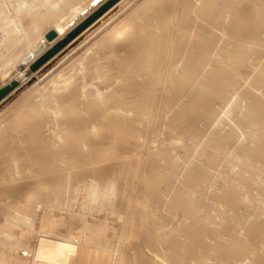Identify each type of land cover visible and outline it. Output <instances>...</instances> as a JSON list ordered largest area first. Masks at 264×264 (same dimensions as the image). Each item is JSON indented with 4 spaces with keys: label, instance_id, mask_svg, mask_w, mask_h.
<instances>
[{
    "label": "bare ground",
    "instance_id": "6f19581e",
    "mask_svg": "<svg viewBox=\"0 0 264 264\" xmlns=\"http://www.w3.org/2000/svg\"><path fill=\"white\" fill-rule=\"evenodd\" d=\"M8 1L7 0H0V16H3L4 14L7 13L6 12V9H7L6 4H8L7 3ZM18 1L21 2V4L25 1L28 2V0H25V1L24 0H18ZM96 1L97 0H52L51 4L53 2L54 7H55L54 10L52 11L51 10L52 8H51L47 12V14H45L46 16L43 18H41L42 16L40 17V15H39V18L35 19V26L37 25L40 27L41 24L43 25V23H44L43 26H45V22L50 23V24L52 23L54 26H52V28H50V29L56 28L58 30V35L53 39H48L46 36V33L50 29H48L46 32L43 30L44 33L41 31L42 29H39V28L35 29L33 33L31 32V34H32V37H34V39L37 40L36 42L38 45L36 44V42L34 43L36 45V48L38 47L40 49L42 46H44L46 44L50 45V44L56 42L57 40H59L61 38V36L63 35V32L70 26L69 22H70V20L74 19V15L77 14V12L83 11L85 8L87 9L92 3H96ZM155 1L149 0L148 5H150V6L152 4L156 5ZM241 1L242 0H200V2H198L199 4H197V6L195 4V6H196L195 8L192 6L190 9L188 7H186V8H188V12H187L188 16L186 15L187 17H185V18L192 16V18H194L196 20V22L194 20L193 21L196 23V26H198V27L193 29V30L191 29L192 32H190V33L186 32V29H185L184 33L191 34V35H189L190 37L187 35L190 38V41H188V42H187V40H184L183 36H181V35H183V32L180 33L181 35L179 36V42L184 40L185 42H187L186 44H183L185 46H181L182 45V42H181V45L177 48L176 46H178V43L175 41L177 43V45L175 44L176 45L175 47L177 49L176 48H175L176 50L174 48L173 49L176 52L175 54L177 56L176 57V59H177L176 65H174L175 63H172V62H171L173 64L172 66H170V64L164 65L161 63V60H163L164 57H167L166 54L164 55V57L162 59L158 56L159 50H161L160 49L161 48L160 42L163 41V39H162L163 35L162 34L166 33V31H164V30H162L163 33L160 34V35H162V37L160 36L161 38L158 37L157 35H155V36H157L156 37L157 39L152 38L151 41H149L150 45H152V46H150L151 48L148 49L147 52L145 50V56L143 59V64L138 65V63H136L137 64L136 65V64L132 63L135 66L132 68L133 70H135V72L133 71L134 73L137 74L138 72H141V71L143 73H145V75H147L149 73L148 74L149 78H150V75H151V77H153L152 79L149 80V82L152 81V83L150 82V85H152V87H155L156 88L155 90L158 89V86H162L164 90H165V88H167L168 91L166 93L167 94L169 93L170 95L167 96V94H166V97L163 98V96L165 95L164 94L165 92L163 93L164 95L163 94L161 95L159 93L161 95V98L158 97L157 98L158 100H155L156 99L155 96L157 95V93L154 94L155 93L154 92L152 96H151V94H152L151 93L150 94L151 97H149V94L147 93L148 94L147 96L149 98H151L150 102L147 103V101L145 100L147 104H144L143 102H145V101L143 100V102L140 104L139 102H141L142 100L141 101L136 100V102L139 101V102H137V104H138L137 108H136V105H134V104H131V105L129 104V106H127L128 105L127 103H126L127 107H125V105H124L125 104L124 102H126L125 97L123 100L124 101L123 102L124 106H123L122 103L121 104L118 103L119 100L118 101L116 100L117 102L110 100V96H108V95L106 96V97H108V99H106V100L104 99L103 101H100V102H98V100H97L98 103H93L92 106H88L89 103H87V101H89V100L85 101L83 99V97L79 98L77 96L81 93L78 90L80 88V86H78V85H80V84H78V85L75 84L76 86L74 85V87L72 85H70V86H72V89L70 87V90L68 89L69 91L67 93L65 92L66 91L65 89L59 90L62 88H66V86L69 87V85H68L69 83H65V81L68 80V82H70L71 80L69 81V79H67V78L64 79L65 77L64 78L60 77L62 75H58L59 78L58 79L56 78V80H54L55 84L51 83L52 88L50 89L51 91H48L49 92L48 96H47L48 98H46V99L42 98V100L40 102L37 100L36 103L34 101H32V102H34V103H32L31 100L26 101L22 105L23 111L20 110L21 112H19V111L15 112V114H13V118L11 117L12 119L10 121H8V123H10V126L7 124L8 125V127H7V125L4 124L3 127H0L1 128L0 131L3 133V134L2 133L1 134L4 135V138L6 137V141L3 143V145L0 144L1 145L0 149L3 146H4V148L8 147L9 151H11V152H10V154H7V155H10V157H11L9 159V161L12 160L11 162H8V164L4 163L5 165L3 164L4 161L0 163V164H2V165H0V264H237V262L239 260H242V259L246 260L245 258H249V261L247 263H242V264H264V252L262 249V247L264 246V244H262V242H264V217H263L264 213L262 214L263 216H261L262 218L261 217L259 218L258 215H260V214H258L256 212H250V213L244 212V211H246V208H247L246 206L248 205V201H247L248 196L246 195V198H247L246 199L245 195H244L246 192L243 191V193H242L241 190H243L244 185L246 183L244 185H243L242 181H241L242 185L237 183L238 185L243 187L242 189H241V187H239L241 190H238L236 188V186L238 187V185H236V182H234L235 186H233L234 184L233 185L229 184V186L227 184V187H223V186L219 187L220 185L218 186V184H217L216 186H218V188L215 187L216 183L213 184V182H211V178H212L211 176L214 175V174L211 175L213 170L216 168L219 169V165H221V161H225V163H226L227 160H229V159L231 160L232 157H237L238 160L241 159L245 163V166L248 164L247 166L251 165V166L257 167L253 171L256 172L259 169L260 171H258L257 174H260V172H262L261 175L263 174V172H264V139L262 141V139H260L259 137H261V136L264 137V132H263L264 128L262 127L263 126L262 124H264V123H262V121H264V120L263 119L262 120L257 119L258 112H255L256 110L254 111V109H253L254 112L253 111L252 112L257 113L256 118L253 117V115H250L248 112L246 113V111H244V112L241 111L240 108H239L240 110L235 109L236 112H238V110L241 113L243 112L241 114L243 116H240V114H239V116L241 118L235 117L236 120L238 119V121L236 122V125L238 123V125L242 128L243 132L237 133V130L239 131V129L237 127H236L237 128L236 129L234 126L233 127L234 129L232 128L233 132L234 131L236 132L235 133L236 135L234 134L235 135L234 139H230V140L228 139L227 141H225V144H221L222 143L221 141L218 142V143L221 142L220 144H217V143L212 144V143H209L208 140H206V142L203 141L204 137H203V134L201 132V131H203L202 129L205 125H207V127L209 126L208 124L211 123L210 120L212 118L209 114H207V112H205L206 109H204V111H200L201 109L199 110V107L201 106L200 104H205V107L206 106L210 107V105L212 107V105H214V104H218V106L220 105L222 107L227 106L228 105L227 102H229L228 96L235 93L232 91V88H233L232 86H236V83L242 82V80H243L242 79L241 81L237 82V74H238L237 71L243 72L245 70V67L249 68L251 65L250 64L251 61L249 63L250 64L249 66L244 65V64H248V63L245 62L247 58L244 55V58H246L244 60L243 54L248 50L251 51V47L254 46L253 44H251V41H253V43H255V42H254V40H251L250 41L251 45H250L249 39H251V38L248 39V42H245L247 40H244L245 38L243 37V31L245 29L246 30L250 29L251 24L249 25L247 22H248V20L252 19V17L250 19H248V17H249V13L250 14L252 13V12H249L250 11V5L253 4L254 2H252V3L249 2L250 4L248 3L249 4L248 5V4L243 3V2L240 3ZM35 2H37V0ZM39 2H40V0H39ZM159 2H162V1H159ZM256 2H257V0H256ZM16 4L18 5L19 3H15V5ZM43 4H44V2H43ZM51 4H50V6H51ZM177 4H181V3H177ZM254 4L256 5V8H257L258 7L257 4H259V1L257 2V4L256 3H254ZM185 5H186V3H185ZM188 5H190V4H188ZM188 5H186V6H188ZM255 5H254V7H255ZM263 5H264V3L262 2L260 4V7L262 6V8H263L264 7ZM41 6H42V4H41ZM159 6H161V5H159ZM169 7H170V5H169ZM174 7H176V6H174ZM40 8H38V9H40ZM35 11H36V9H35ZM37 11H36V13H38ZM157 11L159 12V9L156 10L154 13L156 14ZM258 11L263 12L262 17L264 18V11H262V10H258ZM41 12H42V10H41ZM67 12H69V17H67L63 20L61 18H59V16L62 17ZM165 12H167V10ZM224 12H225V14H224ZM11 13H13V12H11ZM39 13H40V10H39ZM149 13H150V11H149ZM152 13H151V15H152ZM160 13H162V12H160ZM160 13H158V14L163 16V14H160ZM175 13H174V15H175ZM178 13H179V11H178ZM226 13L230 14L229 16H231V17L232 16L235 17L236 19L233 18L234 20L233 19L232 20L233 21L236 20V21L234 22L235 23L234 28L231 27L232 28L231 31H230V29L228 30L225 28L226 30H228V32H226V33H228V34L230 33L229 35L227 34L229 37L225 38L223 40L220 37L222 43L225 41L224 42L225 46L221 49V51L217 49L218 51H220L218 56H221L220 58L217 56V58H218L217 59L216 57H214V54L211 53L212 49H213V51L215 50L214 45H216L213 43L214 37L212 36V34L214 35V31H215L214 29L215 28H213L211 26H214L216 28H220L219 27L220 25H223L224 27L227 26L228 24L224 23V21L226 20L225 16H227ZM254 14H255V12H254ZM14 15L18 16L17 13H15ZM77 15H79V13ZM66 16H64V17H66ZM162 16H160V18H162ZM172 16H173V14H172ZM257 16L258 15H256V17ZM76 17H78V16H76ZM143 17L145 19L144 15H143ZM223 17H224V20H223ZM12 18H11V20L16 19V17H15V19H12ZM160 18H159V20H160ZM257 18L259 19V17H257ZM19 19L20 18H18V20ZM136 19H137V17H136ZM181 19H183V17H181ZM188 19L190 20V18H188ZM228 19H229V17H228ZM258 19H257V21L260 20V22H261V19H259V20ZM162 20H163V18H162ZM162 20H160V21L161 22L164 21V23H165V20H163V21ZM189 20L186 19V23H187V21L189 23ZM8 21H9V19H8ZM253 21H256V20H253ZM2 22H4V21H2ZM157 23H160V22L158 21ZM230 23H232V22H230ZM249 23H250V21H249ZM162 24L163 23H160L159 25H161V27H162ZM192 25H194V24H192ZM129 26H126V27H129ZM185 26H188V25H185ZM49 27H51V26H49ZM161 27H160V29H161ZM183 27L184 26H181V28H183ZM111 28L113 29L112 26H111ZM119 28H122V27H119ZM162 28L164 29V27H162ZM188 28L189 27H187V29ZM23 29H25V27ZM125 29L128 30L127 28H125ZM45 30H46V28H45ZM115 30L113 32H115ZM123 30H124V28H123ZM140 30L139 31L137 30V31L140 32ZM129 31H131V30H128V32ZM113 32L111 31L109 33L112 34ZM147 32L148 31H145V33L148 35L149 33H147ZM250 32L251 31L249 30V33ZM135 33H136V31H135ZM169 33H170V31H169ZM224 33H225V31H224ZM104 34H106V33H104ZM122 34H124V33H122ZM217 34H219V33H216V35ZM254 34H257V31ZM127 35H125V36H127ZM143 35H144V33H143ZM152 35L154 36V34H152ZM222 35H224V34H222ZM250 35H252V33H250ZM25 36H27V35H25ZM28 36H30V35H28ZM125 36H124V38H125ZM155 36H154V38H155ZM254 36H256V35H254ZM12 37H13V35H12ZM105 37H107V35ZM108 37H110V35ZM127 37L129 38V36H127ZM134 37H132V38L135 40ZM188 37H186V38H188ZM122 38L123 37L121 36L120 39H122ZM143 38H144V36H143ZM148 38H151V37H148ZM166 38H167V34H166ZM176 38H178V37H176ZM189 38H188V40H189ZM223 38H224V36H223ZM257 38H258V42H259V37H257ZM110 39H112V38H110ZM137 39L138 38H136V40ZM11 40L13 41V38ZM122 40H124V39H122ZM127 40H129V39H127ZM164 40L166 41V39H164ZM218 40H219V38H218ZM218 40L216 39L215 41H218ZM33 41L34 40H32V42ZM111 41L109 42L110 44L112 43ZM29 42H27V43H29ZM105 42L107 43V41H105ZM113 42H114V40H113ZM119 42L121 43V41H119ZM144 42H146V41H144ZM149 42L146 43L147 45H142L143 43L141 44L139 42L138 43L141 44L142 46H148ZM218 42H217V44H218ZM124 43H123V45H124ZM127 43L128 42H126V44ZM134 43H135V41L133 42V44ZM138 43H137V45H138L137 49H136V47L134 48V49H136L135 50L136 52H137V50L139 52V49L141 48V47H139L140 45ZM260 43H261V41L259 42V44H255V46L259 45L258 47H261ZM128 44H130V43H128ZM133 44L131 43L130 46L128 45L129 46L128 49L131 50L132 49L131 47H134V46H132ZM6 45H8V43H6ZM9 45H10V47L9 46L8 47L6 46V47L11 52H14L16 50V48H17V50L19 48V46H16V47L11 46V43ZM118 45H120V44L118 43ZM134 45H136V44H134ZM25 46H27V44ZM30 46H32V44H30ZM106 46H108V44H106ZM164 46H167V45L163 44L162 48H164ZM93 47H95V46H93ZM113 47L114 46L112 45L111 48H113ZM218 47H219V44H218ZM258 47L256 46L255 48L258 49ZM30 48H32V47H30ZM30 48H28V49H30ZM123 48H124V46H123ZM147 48H145V49H147ZM167 48H168V46H167ZM128 49L126 47V49H124V51L127 50V52H130V51H128ZM142 49H140L141 52H142ZM132 50H131V53L134 52ZM25 51H27V50L25 49ZM120 51H122V50L120 49ZM172 51H169V52L171 53ZM250 51H248V52H250ZM253 51H254V49H253ZM257 51H259V50H257ZM260 51H262V50H260ZM21 52H22V49H21ZM255 52H256V50L254 51V53ZM11 54H13V53H11ZM24 54H26V53H24ZM125 54L128 55L129 60H130L131 59L130 58L131 56H129L130 54L129 53L127 54L126 52H125ZM215 54H218V53H215ZM249 54L250 53H248V54L246 53V55H248V56H249ZM1 55H3V54H1ZM7 55L9 56V54H7ZM137 55H138V53H137ZM137 55L135 56L136 58H137ZM257 55L260 56V54H258V52H257ZM257 55H256V57H258ZM5 56H6V54H5ZM8 56H6V57H8ZM77 56H80V54ZM125 56H123V57H125ZM133 56H134V54H133ZM250 56L253 57L254 55L253 56L250 55ZM119 57H120V55H119ZM128 57H127V59H128ZM161 57H162V55H161ZM17 58H18V56H17ZM24 58L25 59H23V60L26 62L29 57H28V55H26ZM139 58H140V56H139ZM1 59H2V57H1ZM3 59H4V57H3ZM98 59L96 61H98ZM119 59H118V61H119ZM122 59L124 61H121ZM122 59H120V62H123L122 63L123 66L127 67L129 64L124 65V63H127V62H125L126 58L125 59L122 58ZM127 59H126V61H128ZM171 59H174L173 61H175V57L171 58ZM251 59L255 60L256 58H251ZM86 60H87V58H86ZM168 60H169V58H168ZM214 60H218L216 64H212V62ZM258 60H259L258 61V63H259L260 58ZM132 61L135 62V60H132ZM165 61H167V60H165ZM256 61L253 63H256ZM6 62H4V64ZM114 62L117 63L116 60ZM136 62H138V61H136ZM139 62L142 63V61H139ZM90 63L91 62H89V64ZM258 63H256V65ZM262 63H263V61H262ZM105 64H106V62H105ZM122 64H120V65H122ZM8 65L9 64L7 63V66ZM107 65H109V64L107 63ZM256 65L254 64L255 67H256ZM259 65H260V63H259ZM71 66H73V65H71ZM78 66L76 68H78ZM118 66L119 65H117V67ZM148 66H151L153 68L154 67L158 68L160 66L158 68L159 71L154 72L155 70L157 71V69H155V70L153 69L154 70L153 74H155V75L152 76V74H150L151 69H149L148 72L144 71L145 69L142 70L143 68H146ZM84 67H83V70H84ZM255 67H254V69H255ZM257 67H258V65H257ZM263 67H264V65H263ZM263 67H262V69H263ZM129 68H131V66L130 67L128 66L127 69H129ZM63 69H64V67H63ZM132 69H131V71H132ZM250 69L251 70L248 69V71H251L252 73H253V71H255V70L252 71V67H250ZM257 69L259 70L260 68H257ZM12 70H13V68H12ZM92 71H93V69H92ZM97 71L96 72L99 73V68ZM103 71L104 70H102L101 72H103ZM123 71H126V70L124 69ZM131 71H129V72H131ZM117 72H119V71H117ZM245 72L246 71H244L243 73H245ZM259 72L260 71H257V73H259ZM65 73H67V72H65ZM94 73H92V74H94ZM103 73H105V72H103ZM143 73H140V77L143 75ZM235 73H237V74H235ZM68 74H69V70H68ZM85 74H86V72H85ZM119 74H120V72H119ZM124 74H126V73H124ZM136 74L130 73V75H134V76ZM247 74L250 75L249 73H247ZM247 74L245 73V75H247ZM101 75H102V73H101ZM122 75H123V72H122ZM245 75L242 74V76H245ZM254 75H252V76L254 77ZM95 76H96V74H95ZM116 76H118V75H116ZM127 76H129V73L126 74L124 77L129 78ZM247 76H245V78ZM258 76H260V75H258ZM258 76H255L254 78L252 77V79H254V82H255L254 86L259 87V89L261 87L262 88L261 90H264V79L262 78L264 76H262V74H261V76H262L261 78ZM91 77H92V75L90 76V78ZM120 77H123V76H120ZM143 77H145V76L143 75ZM249 77H251V76H249ZM146 78H148V77L146 76ZM98 79H100V77ZM129 79H127V80H129ZM133 79H135V77ZM143 79H145V78H143ZM143 79H141V81ZM127 80H125V81H127ZM239 80H240V78H239ZM76 81H78V80L76 79ZM101 81H103V80H100V82ZM138 81H139V79H138ZM141 81H140V83H141ZM145 81H147V80H145ZM60 82H62V83H60ZM149 82H148V84H149ZM89 83H90V81H89ZM132 83L133 82H131L130 84L133 85L134 83L133 84ZM135 83H137V82H135ZM143 83H145V82H143ZM126 84L128 86H130L129 83H126ZM126 84L123 83L122 85H126ZM148 84H145V85H148ZM95 85H96V83H95ZM141 85H142V83H141ZM237 85L238 86L235 87L236 89L239 88V84H237ZM126 86H124V88ZM120 87H123V86H120ZM137 87H138L137 92L138 91L143 92V91L139 90L140 86H138V84H137ZM152 87H151V89H152ZM230 87H232V88L230 89ZM242 87H240V88L242 89ZM130 88L131 87H129L128 89H130ZM256 88H253L254 89L253 91L255 93H256V91H255ZM80 89H82V88H80ZM125 89L120 88L119 90H115V91H116V93H117V91L122 93L123 90H125ZM133 89L136 92L135 88H133ZM143 89H145V88H143ZM153 90H154V88L152 89V91L151 90L150 91L153 92ZM228 90H231L233 93L230 94V91H228ZM242 90H241V92H242ZM111 91H112V89H111ZM130 91H131V89L129 90V92ZM245 91H247V89ZM92 92L93 91H90V94ZM129 92H127V90H126L127 94H129ZM248 92H251V91L248 90ZM248 92H245L243 94L247 95ZM254 92L250 95L248 94L250 97H252V98H250L251 99V105L255 109H261V110L264 109V108H262L264 106V100H263L264 97L262 96L263 97V99H262L259 97V95H257L258 91H257V94H255ZM40 93H41V91H40ZM98 93L100 94L99 91H97V94ZM116 93H113V94H116ZM145 93H146V91H145ZM75 94H77V95H75ZM84 94L87 95L88 91H87V93L84 92ZM113 94L111 96H113ZM138 94L140 95V93H138ZM142 94H143L142 96H144V93H142ZM74 95L77 96V98H79V99H77L75 97H74V99H71ZM82 95H83V93H82ZM82 95H80V96H82ZM139 95H137V96L139 97ZM240 95H242V94H240ZM69 96H72V97H70V99H69ZM117 96L118 95L115 96V99ZM119 96H121V95H119ZM125 96L127 98V95H125ZM129 96L132 97L131 94H129ZM135 96H136V94H135ZM147 96L145 97V99L147 98ZM238 96H239V94H238ZM249 96H247V97L249 98ZM260 96H261V94H260ZM134 97H133V99H134ZM152 97L155 99H153ZM184 97L187 98L188 102L187 101L185 102L186 99L183 102ZM234 97H235V94H234ZM234 97H233L232 102L237 100V99L235 100L236 97L235 98ZM239 97H242V96H239ZM243 97H244V95H243ZM117 98H120V97H117ZM140 98L142 99V97H140ZM149 98H148V100H149ZM242 98L239 99L240 101L239 100L238 101L239 102H242V101L245 102V100H243L245 97L243 99ZM75 99H77V101H76L77 103L74 102ZM135 99H137V97H135ZM34 100H35V98H34ZM202 100H203V102H202ZM226 100H227V102H226ZM127 101L131 102V100H127ZM238 101H236V103ZM37 102H39V103H37ZM53 102L54 103L56 102L57 104H55V106H54ZM133 102H135V100H133L131 103H133ZM167 103L171 104L172 108L174 109L173 111H175V114L173 117H172V114L170 113L171 112L170 110H172V109L169 108L171 106L168 105ZM236 103H233V104H236ZM239 104H241V103H239ZM244 104L245 103H243V105ZM25 105H26V107L24 108ZM97 105H98V107H97ZM133 105H134V107H133ZM139 105L144 108V109L142 108L143 111H145V107H148L147 110L149 109V107H152V109H149L150 111L149 110L146 111L144 113L145 116L142 117V115H141L142 110L139 109V107H140ZM165 105L166 106L168 105L167 110H166L167 107ZM229 105L227 107H229ZM245 106H246V104H245ZM248 106H246V107L248 108ZM214 107H215V105H214ZM49 108L53 109V113L50 115L49 114L50 112H47V114H49L50 116H47L46 114H44L46 116H43L42 112L47 111V109H49ZM231 108H233V107L230 106L228 110H230ZM241 108H242V106H241ZM207 109L209 110L212 108H207ZM215 109L216 110H214V111L216 113V111L219 109V107H216ZM220 109L223 110L222 108H220ZM225 109L226 110L224 111V113L227 112V108H225ZM202 110H203V108H202ZM219 110L217 111L218 113H219ZM221 110H220V112H221ZM233 110H234V108H233ZM244 110H248V109L244 108ZM143 111H142V114H143ZM168 111L170 114L168 113ZM260 112H262V111H260ZM12 113H13V111H12ZM157 114H160L161 118L159 117L158 120H156L154 123L149 124V122L151 121L150 117L153 115H157ZM167 114L171 115L172 118L168 117ZM230 115H231V117H230ZM233 115L230 113L229 114L227 113V116L229 118L234 117ZM261 115L264 117V114H261ZM212 116H213V114H212ZM223 116H226V115H222V119H223ZM167 117H168V119H166ZM258 117H260V115ZM224 118H226V117H224ZM9 119H10V117H9ZM217 119H218V117H217ZM222 119L220 118V120H222ZM220 120H219V122L221 123ZM258 120H260L259 121L260 124L262 123L261 125L255 124V123H258L257 122ZM147 121H149V122H147ZM225 121H226V119H225ZM215 123H218V121ZM215 123H212V124L214 125ZM220 123H218L217 125H220ZM226 123L224 122V124H226ZM228 123H230V119H229ZM232 123L233 122H231V126L229 125L230 127L233 126ZM212 124H210V125L212 126ZM226 125H224V126H226ZM254 125H258V127H255ZM11 127H12V130L13 129L17 130L16 133L14 132V135H13V131H12V133H11V131L9 132ZM215 127H216V125H215ZM223 127H222V129H223ZM48 128L50 129V131H49L50 136L49 135H48V137L46 136L47 139H45L44 138L45 134H44L43 135L44 137L41 139L40 136L44 133L43 131H42L43 133H40L41 129L47 131ZM55 129L57 130L58 134L56 132V135H52V133H50V132L52 130L55 131ZM145 129H149V130L151 129L153 132V135H154V133L155 134H162L163 137L165 136V138H163V139L170 138L171 137L170 135H172V134H169V133H171V132H175V131L178 132L180 134V136H184L181 138H182V140L183 139L185 140V144L188 146L187 149H189L188 150L189 153L187 152L188 155L185 156V154H184L185 157L180 158V156H179V158L182 159V161L184 159L190 160V159L194 158V155L196 154V152L200 148V151H198L200 154L199 157H201V155H203L205 157L203 162H204V164L206 163L207 167L205 168V170H203L200 168H204V166L201 167L198 165L200 168H197L199 170L196 171L195 167L197 166V163L199 160L194 158L195 159L194 162H193V160H190L193 162V164H192V162H190V165L187 167V168L191 169V171L190 172L188 171V173L187 172L185 173L184 170H187V168H185L183 171H180V169H177L179 167V165L183 164V162L181 164L180 159L179 160H174V159L172 160L173 156L169 157L170 155L168 154L169 156H167L168 157L167 158L166 154L164 153L165 155L162 154V156L164 155L166 157L165 158L166 160L164 163H163L164 160H162V161L159 160L160 159L159 156H158L159 159H157L158 157L157 158L154 157L153 160L151 159L153 162V163L151 162V164L147 160L149 164H148V166L146 165L145 168L149 172L147 170H145V171H147L146 173H148V175L150 174L149 176H147L148 180L146 181V179L143 178L144 179L143 181H146L144 183L145 185L142 186V184H143L142 183V184H140L141 187L139 186V188H138V187H136L137 183H135L136 186H134V181L137 180L134 178V176L137 172H135V174H134L135 169H134V171H132V170L135 166L129 167V169H132V170H126V168H124V169L122 168L123 166L126 165L125 163H123V160H125L127 162L128 166H129V164L131 165V163H132V166L135 165V164H133L134 161L131 160V158H130V160L132 162L129 163L127 161V159H125V157H123L124 154H122L121 152L124 153V150L126 152L129 149L127 147H129L132 144V142H134L131 140L132 135H134V138H135L138 133L141 134V132ZM219 129H221V128L219 127ZM229 129H230L229 131H232L231 128H229ZM171 130H175V131H171ZM216 130H218V128ZM47 133H48V131H47ZM228 133L230 134L231 132L226 133V130H225V133H224V130H223L224 135H226ZM101 134H104V135H101ZM173 134L175 135V133H173ZM204 135H205V133H204ZM142 136H139V137H142ZM144 136H145V134H144ZM175 136H177V135H175ZM39 137H40V139H39ZM178 137L179 136H177L176 139ZM230 137H232V136H230ZM136 138H138V137H136ZM154 138H155V136H154ZM172 138H173V135H172ZM220 138H222V137L220 136ZM220 138H218V139L220 140ZM170 139H168V140L170 141ZM201 139L203 142L206 143V144L204 143L205 145L201 144ZM184 140H183V142H184ZM243 140L245 141V143L243 142ZM166 142L170 144V142H168L167 140H166ZM239 142H243V143L239 144ZM167 143L165 144V146L169 145ZM136 145H137V143H136ZM146 145H148V144H146ZM173 145H171V146H173ZM201 145H202V147H200ZM160 146H162V144ZM165 146H163V147H165ZM152 147H153V145L149 149L154 148V147L153 148ZM125 148H127V150ZM136 148L134 147V149H136ZM182 148H179V151ZM65 149H72L70 151L71 152L73 151V156L71 155V156H69L70 158L67 159L66 155L63 154V151ZM112 149H114V151H116L117 153L120 154V158L121 157L124 158V159L122 158L123 160L119 161V163H117L116 161L114 163H112V160H111V162L110 161L108 162L109 157L111 158V156L108 157V155L110 153L109 150L113 151ZM134 149H133V151H134ZM144 149H147V148H144ZM3 150H5V149H3ZM6 151H4V152H6ZM15 151H18L19 153L21 151L24 153H21L23 155L19 156V155L15 154L16 153ZM129 151H131V149ZM4 152H3V154H4ZM165 152H166V150H165ZM180 152H184V151L181 150ZM223 152L225 153L226 156H222ZM67 153H69V152H67ZM114 153L112 155H114ZM166 153H168V152H166ZM3 154H1V155H3ZM127 154H128V152H127ZM137 154L138 153H136V155ZM139 154H141V153H139ZM155 154H156V152H155ZM157 154H158V152H157ZM173 154H175V153H173ZM173 154L171 153V155H173ZM148 155L149 154H147L146 156H148ZM150 156H152V155H150ZM3 157H4V155H3ZM113 157L114 156H112V159H115ZM116 157H117V155H116ZM142 157H144V156L142 155ZM72 158H75V160L81 159L85 163L86 166H84L83 169L80 168L81 170L76 168V166L80 162L77 163V161H76V163H77V165H76L73 162L74 159L70 160ZM148 158H150V157L148 156ZM234 159L236 160V158H234ZM234 159L232 158V160H234ZM3 160H6V157L3 158ZM6 161H8V160H6ZM137 162H139V161H137ZM143 162L144 161H141L142 164H143ZM237 163H239V162H237ZM117 164H123V166L120 165V169L121 168L123 169L122 171L119 168H117V166H119ZM142 164H140V165H142ZM145 164H146V162H145ZM208 164H209V167H208ZM137 165H139V164L136 163V166ZM223 165H222V167H223ZM227 165H230V164L227 163L226 166ZM89 166H90V168H89ZM183 167H185V165ZM183 167H182V169H183ZM4 168H6V169H4ZM135 168L137 170V167H135ZM208 168L209 169L211 168L212 170H209ZM228 169H229V166L226 168V170L228 171ZM193 170H195L196 173L193 172ZM249 170H251V169H249ZM178 171H180V172L178 173ZM222 171H220V172H222ZM181 172H184L185 175L183 174L181 179L177 180L175 178V176L178 174H182ZM121 173H123V175ZM215 173L217 174V171ZM234 173H235V170H234ZM223 174L225 175V172ZM230 174H232V173H230ZM87 175L89 176L88 179H90V178L92 179V180H90V182H88L86 180ZM228 175H229V173L227 174L225 181H227V179L230 180V178H228ZM233 175H231V176L229 175V176L232 177ZM239 175H241V173ZM83 176H86L84 178H85V181L87 183H81L80 184V181L81 182L84 181V180L82 181ZM214 177H218V176L215 175ZM244 177H242V179ZM111 178H112V180H110ZM220 178H221V176H220ZM220 178L218 177L219 181H220ZM246 178H247V176H246ZM246 178H245V180H246ZM113 180H114V183L111 182ZM216 180H215V182H216ZM249 180H247V181H249ZM263 180H264V178H263ZM247 181H245V182H247ZM253 181H254V179H253ZM148 182H150V183H148ZM256 182H259V180H257ZM111 183H113V184H111ZM222 183H221V185H222ZM255 184H256L255 186H257V183H255ZM261 184L264 187V184L263 183H261ZM78 185H80V186L78 187ZM259 186H260V184L258 185V188H259ZM262 186H260V187L262 188ZM248 187H249V185H248ZM245 188H246V186H245ZM185 190H186V192H185ZM141 191L143 192V194L147 193V195L146 194L145 195L149 196V200L147 199L148 200L147 202H149V203L145 202L146 205H142V203L140 204V202H141L140 201V202H137L140 205L139 206V205H136V197H137V194H139ZM252 191H254V190L252 189ZM236 193L239 197L236 196ZM259 194L257 193V195H259ZM204 195H206L207 197L202 198V196H204ZM257 195L254 194L252 196H255L257 198ZM141 197H143V196H141ZM139 198H140V196H139ZM215 198L216 199L217 198L218 199L219 198H225L226 203L225 202L224 203L228 206V208H226L227 206L225 205L226 206L225 209L228 211L227 212L228 214L225 213L224 217L227 215L225 217L226 220L228 218V219H230V221H231V219L232 220L237 219V221L239 220V222L242 221V223H240V224H244L243 227L246 228L245 232L242 230L243 234L240 233L241 230L239 232L235 227H232L229 224H228V226H226V225L220 226V224H219L220 227H217L216 225H215L216 227H210L212 225L210 223L211 218L209 220L210 221L209 223L205 219H207V218L209 219L211 212H213L211 210H214L213 208H211V205H212L211 200L213 202V199L215 200ZM57 199L61 200V202H56L59 204L61 203L60 207L55 206L54 200H57ZM245 199L247 202L245 201ZM253 199L254 198L252 197V200ZM60 200H58V201H60ZM222 200H220V201L223 204ZM252 200L250 199V201H252ZM142 201L144 202L143 199H142ZM154 201L158 203L157 204L158 206H155V204H154V207H153ZM220 201H219V203H220ZM260 202H261V200H260ZM216 203L217 204H215L216 205L215 207L217 209L218 208L217 207L218 202H216ZM159 206H160V211L157 212V207H159ZM247 209H249V208H247ZM154 210H156L155 213H154ZM217 210H214V211H217ZM219 210L221 211V209H219ZM176 211H179L180 215H178L179 213ZM220 211H219V213H220ZM222 211H225V210H222ZM250 211H252V210H250ZM259 211H261V210H259ZM246 212H248V211H246ZM174 213L175 214L178 213L177 215L179 217H178V219H176L177 222L174 221V225L172 224L173 227H171V225L168 226V222L170 224V221L172 219L174 220V218H175ZM214 214H215V216H218V212H216V213L213 212L212 215L214 216ZM183 216L186 218H184ZM181 217H183L185 219L184 220L185 222L184 221L181 222V219H183ZM222 217H223V215H222ZM219 218H221V217H219ZM246 218H248V219H246ZM202 219H204L205 224L203 223ZM216 219H218V218H216ZM223 220L224 219L222 218L220 222L222 223ZM244 220H246V222H247V220L248 221L251 220V221L246 223ZM230 221H229V223H230ZM206 222L209 224V226H208V224L206 225ZM216 222L217 221H215V224H216ZM225 223H226V221H225ZM235 223H237V222H235ZM240 227L238 229H240ZM243 227H241V228H243ZM225 235H226V237H225ZM230 260H232L233 262L231 261V263H229Z\"/></svg>",
    "mask_w": 264,
    "mask_h": 264
},
{
    "label": "rangeland",
    "instance_id": "374dc122",
    "mask_svg": "<svg viewBox=\"0 0 264 264\" xmlns=\"http://www.w3.org/2000/svg\"><path fill=\"white\" fill-rule=\"evenodd\" d=\"M8 1V0H7ZM25 1V0H24ZM36 0H28V2H23L22 4H21V2H19L18 0L16 1V0H9L7 3L8 4H6L7 6H6V14H4L3 16H0V53L1 54H3V55H1L0 54V56L2 57V59H3V57H4V59L2 60L1 59V57H0V66L2 67H0V87H2V86H4V85H7L8 83H10L11 81H13V80H16V79H18L19 78V76L20 75H22V73L24 72V70L25 69H27V68H29L37 59H39L41 56H43L47 51H49L50 49H52V48H54L55 47V45H57V43H59V42H61V41H64L65 39H67V37H68V35H69V33L75 28V27H77L82 21H84L85 19H87L88 17H89V15H91L94 11H96L100 6H102L106 1H108V0H97L96 1V3H92L87 9L85 8L83 11H81V12H77V14L79 13V15H77V14H75L74 15V19L73 20H70V22H69V27L63 32V35L61 36V38L59 39V40H57L56 42H54V43H52V44H50V45H48V44H46V45H44V46H42L40 49L37 47L36 48V45L34 44L37 40H35L34 39V37H32V34H31V32L33 33L34 32V30L35 29H37V28H39V29H42L41 31L44 33V31L46 32L48 29H50V28H52V26H54L52 23L50 24V23H46L45 22V26H43L44 25V23H43V25L41 24V26L39 27V26H35V19L37 18H39V15H40V17L41 18H43V17H45L46 15L45 14H47V12L51 9L52 11L54 10V4H53V2H52V4H51V1L49 0H40V2H39V0H37V2H35ZM153 1H155V0H153ZM158 0H156L155 2H156V5L155 4H152L151 6L150 5H148V2H149V0H117L112 6H110L108 9H106L98 18H96L93 22H91V24H89L84 30H82L77 36H75L74 38H72L71 40H69L67 43H66V45L63 47V48H61L60 50H58L56 53H54V55L52 56V57H50L47 61H45L36 71H34L31 75H30V77H28L27 79H25L23 82H21V84L18 86V87H16L7 97H5V98H3L1 101H0V127H3L4 126V124H8L9 126H10V123H8V121H10L12 118H13V114H15V112H17V111H19V112H21V111H23V107H22V105L26 102V101H28V100H31V102L32 101H34L35 103H36V101L38 100L39 102L42 100V98L43 99H46V98H48L47 96H48V91H51L50 89L52 88V84H55V82H54V80H56V78L58 79L59 78V76L58 75H62V76H60V77H62V78H64V79H69V81L70 82H68V80H66L65 81V83H69L68 85H69V87L68 86H66V88H62V89H59V90H63V89H65L66 91V93L70 90V87H71V89H72V86L74 87V85L76 84V85H78V84H80V85H78V86H80V88H82V89H78L79 90V92H81L79 95H77V94H75V95H77L79 98H81V97H83V99L86 101V100H89V101H87V103H89V105L88 106H92L93 105V103H98V102H100V101H103L104 99L106 100V99H108V97H106L107 95L108 96H110V100H113V101H118L119 100V102L118 103H122V105H123V100H124V97H125V101L126 102H124L125 104V107H127V106H129V104L131 105V104H134V105H136V108L138 107V104H137V102H139V101H137L136 102V100H142L141 102H139L140 104L143 102V100L145 101H147V103H149L150 102V99L151 98H149V97H151L152 95H153V93L154 94H156L157 93V97L155 96V98H153V99H155V100H158L157 98L158 97H160L161 98V95L163 94L164 96H163V98L164 97H166V92L168 91L167 90V88H165V90L163 89V87L162 86H158V91L157 90H155L156 88L155 87H152V85H150V82L152 83V81H150L149 82V80L150 79H152L153 77H151V75H150V78H149V73L147 74V75H145V73H143L142 71L141 72H138L137 74L136 73H134L135 72V70H133L132 68L133 67H135L132 63H134V64H136V63H138V65H140V64H143V59H144V56H145V50H146V52H147V50L148 49H150L151 47L150 46H152V45H150V42L149 41H151V39L153 38V39H157L156 37L158 36V37H162V35H163V41L162 42H160V46H161V50H159V53H158V56L162 59L163 57H164V55L166 54V56L169 58V60H168V58L167 57H164L163 58V60L165 59V60H167V61H163V60H161V63L162 64H166V65H169L170 64V66H172L173 64L172 63H175L174 65H176V63H177V59H176V52L174 51V49L177 47H179L180 45H181V42H182V45L181 46H185V45H183V44H186L188 41H190V36L189 35H191V34H189L190 32H192V30L193 29H195V28H197L198 26H196V20L194 19V18H192V16L191 17H188V18H190V20L188 19V18H185V17H187L188 15H187V12H188V8L190 9L191 8V6L192 7H196L197 6V4H199L198 2H200V0H159V1H162V2H157ZM167 1V2H166ZM259 1V4H257V2ZM261 0H257V2H256V0H242L240 3H246V4H248L249 2L250 3H252V2H254V3H256L257 4V8H256V5L253 3V4H251L250 5V11L249 12H252L251 14L249 13V17H248V19H250L251 17H252V19H250V20H248V24L250 25L251 24V26H250V29H245L244 31H243V37L245 38H243L244 40H247V41H245V42H248V39L249 38H251V39H249V44H250V41L251 40H254V42L255 43H253V41H251V44H253L254 46H252L251 47V51L250 50H248V51H250V52H248V51H246L244 54H243V58H244V55L246 56V58H244V60L246 59V61L245 62H247L248 64H244L245 66L246 65H250V67H252V71L253 70H255V71H253V73L251 72V71H248V69L249 70H251L250 69V67L248 68V67H245V70L244 71H246L245 73L247 74V73H249L250 75H245V73H243V72H238L237 71V73H235V74H237V82L238 81H241L242 79V82H238V83H236V86H238L237 84H239V88H235L236 86H232V87H230V89L232 88V91L233 92H235V93H233L231 90H228V91H230V94H232V95H229L228 97V101L229 102H227V100H226V102H227V104L229 105L230 103V105H229V107L231 106V107H233L234 108V110H233V108H231L230 110H228L229 109V107H227V106H224L225 108H227V112H225L224 113V111L226 110L224 107H222V106H218V104H214L215 105V107H214V105H212V107H211V105H210V107L209 106H206L207 108H212V109H207L206 107H205V104H200L201 106L199 107V110L200 111H204V109H206L205 110V112H207V114H209L210 116H211V120H210V122L211 123H209L208 125V127H207V125H205L204 127H203V131H201L202 132V134H203V141H205L206 142V140H208L209 141V143H214V144H220L221 142V144H225V141H227L228 139L230 140V139H234L235 137V131L233 132V127L235 126V128L237 127L238 129H239V131L237 130V133L238 132H243V130H242V128L238 125V123H237V125H236V122L238 121V119L236 120V118L238 117V118H241L240 116H243V115H241L244 111H246V113L248 112L250 115H253V117H255L256 118V116L258 115H260V117H258L257 116V119H260V120H264V117L261 115V114H264V109H255L252 105H251V99L250 98H252V97H250L249 95L250 94H252L254 91V89L253 88H256L257 86H254L255 85V82H254V79H252V75H254V77L255 76H258V75H260V76H258V77H262V76H264V67H263V65H264V18L262 17L263 16V12H261V11H258V10H262V11H264V7L262 8V6L260 7V4L263 2L264 3V0H262L261 2H260ZM10 2V3H9ZM34 2V3H33ZM43 2H44V4H43ZM170 2V3H169ZM15 3H19L18 5L16 4L15 5ZM29 5H28V4ZM36 3V4H35ZM131 3V4H130ZM142 3V4H141ZM159 5H161V6H159ZM173 5H172V4ZM176 3V4H175ZM177 3H181V4H177ZM184 3V4H183ZM185 3H186V5H188V4H190V5H188V6H186L185 5ZM188 3V4H187ZM192 3V4H191ZM249 3V4H250ZM35 4V5H34ZM41 4H42V6H41ZM47 4V5H46ZM50 4H51V6H50ZM137 4V5H136ZM170 5V7H169V5ZM175 4V5H174ZM195 4H196V6H195ZM248 4V5H249ZM22 5V6H21ZM143 5V6H142ZM155 5V6H154ZM163 5V6H162ZM181 5V6H180ZM254 5H255V7H254ZM41 8H40V7ZM165 6V7H164ZM174 6H176V7H174ZM264 6V5H263ZM48 7V8H47ZM50 7V8H49ZM138 7V8H137ZM159 9V12L157 11V13L155 14L154 12L156 11V10H158L157 8ZM169 7V8H168ZM174 7V8H173ZM183 7V8H182ZM186 7H188V8H186ZM38 8H40V9H38ZM47 8V9H46ZM154 8V9H153ZM161 8V9H160ZM18 9V10H17ZM35 9H36V11L38 12V13H36V11H35ZM152 9V10H151ZM187 9V10H186ZM39 10H40V13H39ZM41 10H42V12H41ZM46 10V11H45ZM150 11V13H149V11ZM167 10V12H165ZM24 11V12H23ZM178 11H179V13H178ZM11 12H13V13H11ZM33 14H32V13ZM153 12V13H152ZM160 12H162V13H160ZM176 12V13H175ZM254 12H255V14H254ZM15 13H17V15L19 16H16V15H14ZM29 13V14H28ZM44 13V14H43ZM68 13V14H67ZM67 13H65L62 17L61 16H59V18H61L62 20L63 19H65V18H67V17H69V12H67ZM84 13V14H83ZM134 13V14H133ZM150 15H149V14ZM151 13H152V15H151ZM158 13H160V14H163V16L162 15H159ZM165 13V14H164ZM170 13V14H169ZM174 13H175V15H174ZM186 13V14H185ZM257 13V14H256ZM43 14V15H42ZM83 14V15H82ZM128 14V15H127ZM158 14V15H157ZM172 14H173V16H172ZM224 14H225V12H224ZM227 14V13H226ZM6 15V16H5ZM12 15V16H11ZM34 15V16H33ZM38 15V16H37ZM67 15V16H66ZM87 15V16H86ZM130 15V16H129ZM143 15L145 16V19H144V17H143ZM154 15V16H153ZM157 15V16H156ZM187 15V16H186ZM230 14H227V16H225V18H226V20L224 21V23H227L228 25L227 26H223V25H220L219 27L220 28H216V27H214V26H211V27H213V28H215L214 30L216 31H214V35L212 34V36L214 37L213 38V43L214 44H216V45H214V51H213V49L211 50L212 52V54H214V57H216L217 58V56L219 55V52L221 51V49L225 46V41L222 43V41H221V38H222V40L223 39H225V38H228L229 36V34L228 33H226V32H228V30L230 29V31L232 30V28H234V26H235V21H233L234 19H236L235 17H231V16H229ZM252 15V16H251ZM256 15H258L257 17H259V19H261V22H260V20L256 17ZM5 16V17H4ZM9 18H8V17ZM26 16V17H25ZM64 16H66V17H64ZM76 16H78V17H76ZM142 16V17H141ZM159 16V17H158ZM160 16H162V18H163V20H165V23H164V21L162 20V18H160ZM169 16V17H168ZM7 17V18H6ZM13 17V18H12ZM15 17H16V19H15ZM64 17V18H63ZM136 17H137V19H136ZM177 19H176V18ZM181 17H183V19H181ZM228 17H229V19H228ZM259 20V21H257V19ZM11 18L12 19H15V20H11ZM18 18H20L19 20H18ZM40 18V19H41ZM143 20H142V19ZM159 18H160V20H162L163 22H161L160 20H159ZM234 18V19H233ZM5 19V20H4ZM8 19H9V21H8ZM122 19V20H121ZM134 21H133V20ZM185 19V20H184ZM186 19L187 20H189V23H188V21H187V23H186ZM228 19V20H227ZM233 19V20H232ZM127 20V21H126ZM156 20V21H155ZM174 20V21H173ZM178 20V21H177ZM183 20V21H182ZM195 22H194V21ZM223 20H224V17H223ZM253 20H256V21H252ZM2 21H4V22H2ZM21 21V22H20ZM121 21V22H120ZM148 21V22H147ZM160 22V23H163L162 24V27H164V29L161 27V25H159L160 23H157V22ZM177 21V22H176ZM185 21V22H184ZM249 21H250V23H249ZM131 22V23H130ZM156 22V23H155ZM168 22V23H167ZM193 22V23H192ZM230 22H232V23H230ZM256 22V23H255ZM259 22V23H258ZM28 23V24H27ZM139 23V24H138ZM183 23V24H182ZM186 23V24H185ZM49 24V25H48ZM115 24V25H114ZM146 24V25H145ZM176 24V25H175ZM182 24V25H181ZM192 24H194V25H192ZM233 24V25H232ZM130 25V26H129ZM132 25V26H131ZM135 25V26H134ZM155 25V26H154ZM185 25H188V26H185ZM191 25V26H190ZM49 26H51V27H49ZM111 26L113 27V29L111 28ZM124 26V27H123ZM126 26H129V27H126ZM181 26H184L183 28H181ZM194 26V27H193ZM223 26V27H222ZM259 26V27H258ZM16 27V28H15ZM25 27V29H23ZM27 27V28H26ZM31 27V28H30ZM48 27V28H47ZM119 27H122V28H119ZM131 27V28H130ZM160 27H161V29H160ZM187 27H189L188 29H187ZM232 27V28H231ZM10 28V29H9ZM22 28V29H21ZM29 28V29H28ZM45 28H46V30H45ZM118 28V29H117ZM123 28H124V30H123ZM125 28H127L128 30H131V31H129L128 32V30H126ZM135 28V29H134ZM144 28V29H143ZM155 28V29H154ZM181 30H180V29ZM224 28V29H223ZM228 29V30H226V29ZM21 29V30H20ZM32 29V30H31ZM116 29V30H115ZM134 29V30H133ZM141 29V30H140ZM168 29V30H167ZM185 29H186V32H189L188 34H186V33H184L185 32ZM192 29V30H191ZM219 29V30H218ZM44 30V31H43ZM115 30V32H113ZM140 30V32H138V31ZM143 30V31H142ZM162 30H164V31H166V33L165 34H162L163 32H162ZM180 30V31H179ZM190 30V31H189ZM223 30V31H222ZM249 30L251 31L250 33H252V35L254 36V35H256V36H252V35H250V33H249ZM253 30V31H252ZM24 33H23V32ZM113 32L112 34L111 33H109V32ZM121 31V32H120ZM124 31V32H123ZM135 31H136V33H135ZM145 31H148L147 33H149L148 35L145 33ZM168 31V32H167ZM169 31H170V33H169ZM218 31V32H217ZM224 31H225V33H224ZM248 31V32H247ZM257 31V34H254L255 32ZM15 32V33H14ZM153 32V33H152ZM174 32V33H173ZM179 32V33H178ZM183 32V35H181L180 33H182ZM222 32V33H221ZM13 35V37H12V35ZM29 33V34H28ZM104 33H106V34H104ZM119 35H118V34ZM122 33H124V34H122ZM135 33V34H134ZM139 33V34H138ZM143 33H144V35H143ZM216 33H221L220 35L219 34H217L216 35ZM246 33V34H245ZM260 33V34H259ZM115 34V35H114ZM117 34V35H116ZM128 34V35H127ZM146 34V35H145ZM151 34V35H150ZM152 34H154V36L155 35H157V36H155V38H154V36L152 35ZM160 34H162V35H160ZM166 34H167V38H166ZM176 34V35H175ZM186 36H185V35ZM222 34H224V35H222ZM228 34V35H227ZM8 35V36H7ZM21 35V36H20ZM25 35H30V36H25ZM103 35V36H102ZM107 35V37H105ZM110 35V37H108ZM114 35V36H113ZM125 35H127V36H129V38L127 37V36H125ZM132 35V36H131ZM183 36V38H184V40H187V42H185L184 40L183 41H181V42H179V36ZM189 37H188V36ZM226 35V36H225ZM248 35V36H247ZM102 36V37H101ZM113 36V37H112ZM121 36L123 37L122 39H124V40H122V39H120L121 38ZM124 36H125V38H124ZM135 36V37H134ZM143 36H144V38H143ZM151 37V38H148V37ZM165 36V37H164ZM185 36V37H184ZM223 36H224V38H223ZM250 36V37H249ZM16 37V38H15ZM116 37V38H115ZM120 37V38H119ZM132 37H134L135 38V40L132 38ZM160 37V38H161ZM174 37V38H173ZM176 37H178V38H176ZM186 37H188L189 38V40H188V38H186ZM221 37V38H220ZM254 39H253V38ZM257 37H259V42L261 41V43H260V45H261V47H258L259 45H256L257 47H258V49L257 48H255L256 46H255V44H259V42H258V38L256 39ZM13 38V41L11 40ZM33 38V39H32ZM109 38V39H108ZM110 38H112V39H110ZM115 38V39H114ZM119 38V39H118ZM131 39L130 41L129 40H127V39ZM136 38H138L137 40H136ZM143 40H142V39ZM170 38V39H169ZM173 38V39H172ZM218 38H219V40H218ZM9 39V40H8ZM93 39V40H92ZM141 39V40H140ZM164 39H166V41L164 40ZM178 39V40H177ZM217 39L218 41H215V40ZM263 39V40H262ZM7 40V41H6ZM28 40V41H27ZM32 40H34L33 42H32ZM112 40V41H111ZM113 40H114V42H113ZM168 40V41H167ZM171 40V41H170ZM256 40V41H255ZM19 41V42H18ZM30 41V42H29ZM44 41V40H43ZM105 41H107V43L105 42ZM112 42L111 44L109 43V42ZM119 41H121V43L119 42ZM123 41V42H122ZM135 41V43L134 44H136L137 45V43L139 42V43H143L144 41H146V42H144L142 45H147L146 43L147 42H149V44H148V46H142L141 44H139L140 46L139 47H141L140 49H142V52L140 51V49H139V52H138V50H137V52L135 51L136 49H137V47H138V45L136 46V45H134L133 44V42ZM170 41V42H169ZM178 43V46H176L177 45V43ZM215 41V42H214ZM27 42H29L30 44H32V46H30V44L29 43H27ZM125 42V43H124ZM126 42H128V43H130V44H126ZM175 42V43H174ZM217 42H218V44H219V47H218V44H217ZM6 43H8V45H6ZM11 43V46H14V47H16V46H19V48H18V50H17V48H16V50L14 51V52H11V51H9V49H7V47L9 46L10 47V44ZM14 45H13V44ZM84 43V44H83ZM90 43V44H89ZM108 44V46H106V44ZM118 43L120 44V45H118ZM123 43H124V45H123ZM131 43L133 44L132 46H134V47H131L132 49V51H134V52H132L131 53V50L130 49H128L129 48V46L131 45ZM222 43V44H221ZM23 44V45H22ZM27 44V46H25ZM36 44H37V42H36ZM96 44V45H95ZM153 44V43H152ZM163 44L164 45H167L168 46V48H167V46H164V48H162L163 47ZM176 44V45H175ZM189 44V43H188ZM250 44V45H251ZM23 47H22V46ZM38 45V44H37ZM112 45L114 46L113 48H111L112 47ZM127 45V46H126ZM129 45V46H128ZM7 46V47H6ZM25 46V47H24ZM32 47V48H30V47ZM93 46H95V47H93ZM123 46H124V48H123ZM174 46V47H173ZM176 46V47H175ZM217 46V47H216ZM222 46V47H221ZM22 47V48H21ZM109 47V48H108ZM119 47V48H118ZM126 47H127V49H128V51H130V52H127V50H125L124 51V49H126ZM136 47V49H134ZM148 47V48H147ZM166 47V48H165ZM254 47V48H253ZM28 48H30V49H28ZM90 48V49H89ZM145 48H147V49H145ZM174 48V49H173ZM176 48V49H177ZM220 48V49H219ZM6 49V50H5ZM15 49V48H14ZM21 49H22V52H21ZM25 49L28 51H25ZM95 49V50H94ZM112 49V50H111ZM120 49L122 50V51H120ZM167 49V50H166ZM169 49V50H168ZM171 49V50H170ZM175 49V50H176ZM220 50V51H218V50ZM253 49H254V51L256 50V52L254 53V51H253ZM30 50V51H29ZM32 50V51H31ZM102 50V51H101ZM108 50V51H107ZM144 50V51H143ZM163 50V51H162ZM173 50V51H172ZM257 50H259V51H257ZM260 50H262V51H260ZM13 51V50H12ZM19 51V52H18ZM100 51V52H99ZM162 51V52H161ZM166 51V52H165ZM169 51H172L171 53L169 52ZM3 52V53H2ZM18 52V53H17ZM93 52V53H92ZM110 52V53H109ZM120 52V53H119ZM122 52V53H121ZM125 52L128 54H130L129 56H131L130 58V60H129V57H128V55H126L125 54ZM165 52V53H164ZM257 52H258V54H260V56H258L257 55ZM261 52V53H260ZM263 52V53H262ZM11 53H13V54H11ZM24 53H26V54H24ZM28 53V54H27ZM30 53V54H29ZM80 54V56H77V55H79ZM109 55H108V54ZM116 53V54H115ZM118 53V54H117ZM136 53V54H135ZM137 53H138V55H137ZM161 53V54H160ZM173 53V54H172ZM215 53H218V54H215ZM246 53L248 54V53H250L249 54V56L248 55H246ZM252 53V54H251ZM5 54H6V56H8L7 54H9V56L8 57H6L5 56ZM18 54V55H17ZM93 56H92V55ZM95 54V55H94ZM97 54V55H96ZM99 54V55H98ZM101 54V55H100ZM133 54H134V56H133ZM143 56H142V55ZM170 54V55H169ZM26 55H28V59H27V63L23 60V59H25L24 57L26 56ZM82 55V56H81ZM108 55V56H107ZM119 55H120V57H119ZM122 55V56H121ZM128 57V59H127V57ZM137 55V58L135 57ZM161 55H162V57H161ZM216 55V56H215ZM250 55H254L253 57H251ZM256 55L258 56V57H256ZM17 56H18V58H17ZM24 56V57H23ZM85 56V57H84ZM87 56V57H86ZM112 56V57H111ZM123 56H125V57H123ZM133 56V57H132ZM139 56H140V58H139ZM172 56V57H171ZM248 56V57H247ZM106 57V58H105ZM126 58L128 61H126V59H125V62H127V63H124V65H128L129 67L131 66V68H129V69H127L128 68V66L127 67H124L123 66V62H120V59H122V58ZM135 57V58H134ZM175 57V61H173L174 59H171V58H174ZM219 58L221 57V56H218ZM6 58V59H5ZM12 58V59H11ZM16 58V59H15ZM76 58V59H75ZM79 58V59H78ZM86 58H87V60H86ZM99 58V59H98ZM111 58V59H110ZM120 58V59H119ZM134 58V59H133ZM142 58V59H141ZM249 58V59H248ZM251 58H256L255 60H253V59H251ZM260 58V65H259V63H258V59ZM9 59V60H8ZM81 59V60H80ZM98 59V61H96ZM109 59V60H108ZM118 59H119V61H118ZM218 59V58H217ZM251 59V60H250ZM8 60V61H7ZM19 60V61H18ZM75 60V61H74ZM86 60V61H85ZM112 60V61H111ZM116 60V62L117 63H115L114 61ZM132 60H135V62L134 61H132ZM171 60V61H170ZM249 60V61H248ZM253 60V61H252ZM257 60V61H256ZM7 61V62H6ZM17 61V62H16ZM71 61V62H70ZM91 62L90 64H89V62ZM94 61V62H93ZM121 61H124L123 59L121 60ZM130 61V62H129ZM136 61H138V62H136ZM139 61H142V63L141 62H139ZM217 61L218 60H214L213 62H212V64H216L217 63ZM250 61H251V63H250ZM256 61V63H258L257 65H258V67H257V65H256V63H253V62H255ZM262 61H263V63H262ZM4 62H6L5 64H4ZM70 62V63H69ZM77 64H76V63ZM103 62V63H102ZM105 62H106V64H105ZM120 62V63H119ZM165 62V63H164ZM172 62V63H171ZM7 63L9 64L8 66H7ZM16 65H14V64ZM85 63V64H84ZM107 63L109 64V65H107ZM113 63V64H112ZM250 63V64H249ZM263 65H262V64ZM96 64V65H95ZM120 64H122V65H120ZM254 64L256 65V67L254 66ZM5 65V66H4ZM14 65V66H13ZM71 65H73V66H71ZM79 65V66H78ZM92 67H91V66ZM111 65V66H110ZM116 65V66H115ZM117 65H119L118 67H117ZM137 65V64H136ZM10 66V67H9ZM68 66V67H67ZM70 66V67H69ZM78 66V68H76ZM85 66V67H84ZM88 66V67H87ZM91 68H90V67ZM214 66V65H213ZM10 69H9V68ZM63 67H64V69H63ZM66 67V68H65ZM72 67V68H71ZM83 67H84V70H83ZM97 67V68H96ZM101 67V68H100ZM106 67V68H105ZM115 67V68H114ZM122 67V68H121ZM151 66H148V67H146V68H143L142 70H144V71H149V69H151V73L150 74H152V76L153 75H155V74H153L154 72H158L159 71V67L158 68H153V67H151ZM254 67H255V69H254ZM262 67H263V69H262ZM12 68H13V70H12ZM98 68H99V73H97L98 71ZM103 68V69H102ZM257 68H260L259 70L257 69ZM5 69V70H4ZM88 69V70H87ZM91 69V70H90ZM92 69H93V71H92ZM126 70V71H123V70ZM131 69H132V71H131ZM155 69H157V71L154 70ZM247 69V70H246ZM10 70V71H9ZM66 70V71H65ZM68 70H69V74H68ZM72 70V71H71ZM97 72H96V71ZM102 70H104L103 72H105V73H103V72H101ZM122 70V71H121ZM62 71V72H61ZM83 71V72H82ZM91 71V72H90ZM117 71H119L120 72V74H119V72H117ZM129 71H131V72H129ZM134 71V72H133ZM154 71V72H153ZM241 71V70H240ZM257 71H260L259 73H257ZM61 72V73H60ZM65 72H67V73H65ZM77 72V73H76ZM85 72H86V74H85ZM95 72V73H94ZM109 72V73H108ZM122 72H123V75H122ZM255 72V73H254ZM263 72V73H262ZM10 73V74H9ZM64 73V74H63ZM74 73V74H73ZM82 73V74H81ZM92 73H94V74H92ZM101 73H102V75H101ZM114 73V74H113ZM118 73V74H117ZM124 73H126V74H128L129 73V76H127V77H131L130 79L129 78H126V77H124L126 74H124ZM130 73H133V74H136L135 76L134 75H130ZM140 73H143V75L145 76V77H143V75L140 77ZM262 74V76H261V74ZM67 76H66V75ZM71 74V75H70ZM76 74V75H75ZM95 74H96V76H95ZM105 74V75H104ZM139 74V75H138ZM242 74L243 75H245V76H247L246 78H245V76H242ZM258 74V75H257ZM75 77H74V76ZM78 75V76H77ZM92 75V77L90 78V76ZM106 77H104V76ZM116 75H118V76H116ZM89 76V77H88ZM115 76V77H114ZM120 76H123V77H120ZM137 76V77H136ZM146 76L148 77V78H146ZM239 76V77H238ZM249 76H251V77H249ZM71 77V78H70ZM81 77V78H80ZM85 77V78H84ZM100 77V79H98ZM104 77V78H103ZM135 77V79H133ZM140 77V78H139ZM145 78V79H143V78ZM243 77V78H242ZM253 77V78H254ZM75 78V79H74ZM123 78V79H122ZM239 78H240V80H239ZM245 78V79H244ZM249 78V79H248ZM263 79H264V77H262ZM2 79V80H1ZM76 79L78 80V81H76ZM127 80V79H129V80H127V81H125V80ZM138 79H139V81H138ZM141 79H143L142 81L143 82H145V83H143L142 81H141ZM250 82H248L247 80ZM75 80V81H74ZM80 80V81H79ZM100 80H103V81H101L100 82ZM117 80V81H116ZM124 80V81H123ZM132 80V81H131ZM135 82H137V83H135ZM145 80H147V81H145ZM89 81H90V83H89ZM95 81V82H94ZM115 81V82H114ZM119 81V82H118ZM140 81H141V83H142V85H141V83H140ZM245 81V82H244ZM252 81V82H251ZM79 82V83H78ZM114 82V83H113ZM131 82H133L132 84L133 85H131L130 83ZM139 82V83H138ZM148 82H149V84H148ZM50 83V84H49ZM52 83V84H51ZM60 83H62V82H60ZM64 83V84H65ZM82 83V84H81ZM95 83H96V85H95ZM98 83V84H97ZM113 83V84H112ZM124 83V84H126V83H129L130 84V86H128L127 84V86L126 85H122V84ZM243 83V84H242ZM254 83V84H253ZM137 84H138V86H140L139 88V90H141V91H143V92H140V91H138L137 92V90H138V87H137ZM140 84V85H139ZM144 84V85H143ZM145 84H148V85H145ZM241 84V85H240ZM251 86H250V85ZM253 84V85H252ZM46 85V86H45ZM49 85V86H48ZM70 85H72V86H70ZM75 85V86H76ZM98 85V86H97ZM101 87H100V86ZM135 85V86H134ZM249 87H248V86ZM120 86H123V87H120ZM124 86H126L125 88H124ZM134 86V87H133ZM147 86V87H146ZM149 86V87H148ZM152 87V89L154 88V90H153V92H151L152 91V89H151V87ZM243 86V87H242ZM246 86V87H245ZM49 87V88H48ZM68 87V88H67ZM94 87V88H93ZM98 87V88H97ZM108 87V88H107ZM121 89H125V90H123V92L122 93H120L119 91H117V93H116V91L115 90H119L120 88ZM129 87H131L130 89H131V91L129 92V90L130 89H128ZM135 88V90H136V92L134 91V89L133 88ZM145 88V89H143V88ZM162 87V88H161ZM240 87H242V89L240 88ZM245 87V88H244ZM253 87V88H252ZM44 88V89H43ZM137 88V89H136ZM142 88V89H141ZM148 88V89H147ZM251 90H250V89ZM69 89V90H68ZM95 89V90H94ZM97 89V90H96ZM111 89H112V91H111ZM247 89V91H245ZM257 89V90H256ZM255 89V91H256V93L255 94H257V91H258V94L257 95H259V97L260 98H262L263 99V97H264V90H261L262 88L260 87V89H259V87H257ZM259 89V90H258ZM104 90V91H103ZM126 90H127V92H129V94H131V96L132 97H130L129 96V94H127L126 93ZM151 90V91H150ZM164 90V91H163ZM235 90V91H234ZM237 90V91H236ZM241 90H242V92H241ZM248 90L249 91H251V92H248ZM40 91H41V93H40ZM83 91V92H82ZM87 91H88V94L86 95V94H84V92H86L87 93ZM90 91H93L91 94H90ZM97 91H99L100 92V94L98 93L97 94ZM107 91V92H106ZM134 91V92H133ZM145 91H146V93H145ZM149 91V92H148ZM248 92V94L247 95H245V94H243V93H245V92ZM253 91V92H252ZM261 93H260V92ZM46 92V93H45ZM102 92V93H101ZM125 92V93H124ZM241 92V93H240ZM82 93H83V95H82ZM94 93V94H93ZM113 93H116V94H113ZM138 93H140V95L138 94ZM142 93H144V96L146 95H148L149 94V97L147 96V98L145 99V97L144 96H142L143 94ZM148 93V94H147ZM152 93V94H151ZM161 95H160V94ZM229 93V92H228ZM261 94V96H260V94ZM43 94V95H42ZM45 94V95H44ZM103 94V95H102ZM113 94V96H111ZM124 94V95H123ZM133 94V95H132ZM135 94H136V96H135ZM150 94H151V96H150ZM234 94H235V97H234ZM238 94H239V96H242L243 97V95H244V99L242 98V97H239L238 96ZM240 94H242V95H240ZM38 95V96H37ZM69 96V99H70V97H72L71 99H74V97L75 98H77V96ZM80 95H82V96H80ZM98 95V96H97ZM116 95H118L117 97H120V98H117L116 97V99H115V96ZM119 95H121V96H119ZM123 95V96H122ZM125 95H127V98H126V96ZM137 95H139V97L137 96ZM168 95H170L169 93L167 94V96ZM28 96V97H27ZM41 96V97H40ZM137 97V99H135V97ZM186 96V95H185ZM247 96H249V98L247 97ZM263 96V97H262ZM104 97V98H103ZM112 97V98H111ZM133 97H134V99H133ZM140 97H142V99L140 98ZM232 97V98H231ZM233 97L235 98V100L236 101H238L239 99H243V100H245V102L244 101H242L243 103H245L246 104V106H248V108L245 106V104L243 105V103L242 102H237L236 103V101H234V102H232V100H233ZM34 98H35V100H34ZM79 98H77V99H79ZM122 98V99H121ZM130 98V99H129ZM135 100V102H133V103H131L133 100ZM148 98H149V100H148ZM159 98V99H160ZM68 99V100H69ZM77 99H75V101L74 102H76L77 101ZM186 99V100H185ZM231 99V100H230ZM81 100V99H80ZM79 100V101H80ZM96 100V101H95ZM97 100H98V102H97ZM127 100H131V102H129V101H127ZM164 100V99H163ZM184 100H185V102L187 101L188 102V100H187V98H183V102H184ZM250 100V101H249ZM264 100V99H263ZM92 103H91V102ZM116 101V102H117ZM146 101L145 102H143L144 104H147L146 103ZM248 103H247V102ZM34 102H32V103H34ZM39 102H37V103H39ZM115 102V103H116ZM202 102H203V100H202ZM54 103V102H53ZM77 103V102H76ZM91 103V104H90ZM128 105H127V104ZM233 103H236V104H233ZM239 103H241V104H239ZM55 104H57L56 102L53 104L54 106H55ZM168 105H170L171 106V104H169V103H167ZM123 105V106H124ZM127 105V106H126ZM134 105H133V107H134ZM168 105L166 106L167 108H166V110L168 109ZM204 105V106H203ZM236 107H235V106ZM253 107H251V106ZM140 106V105H139ZM203 106V107H202ZM241 106H242V108H241ZM26 107V105L24 106V108ZM97 107H98V105H97ZM141 107V106H140ZM139 107V109L140 110H142L143 111V107H141L140 108ZM216 107H219V109L220 108H224L223 110H221V112H220V110H219V113L216 111V113H215V111L214 110H216L215 108ZM250 107V108H249ZM22 108V109H21ZM143 108V109H142ZM147 108L148 107H145V111H143V114H142V111H141V115H142V117L143 116H145L144 115V113L146 112V111H148L149 109H152V107H149V109L147 110ZM169 108H171L172 110H170L171 112V114H172V117L174 116V114H175V111H173L174 109L172 108V106L171 107H169ZM202 108H203V110H202ZM241 109V111H243L242 113L239 111L240 109ZM244 108L245 109H250L249 111L248 110H244ZM252 108V109H251ZM262 108H264V106L262 107ZM50 109V108H49ZM47 109V111H44V112H42V115L43 116H50L52 113H53V109ZM235 109H239L238 110V112H236V110ZM253 109H254V111L255 112H258V114L257 113H253L254 111H253ZM21 110V111H20ZM163 110V109H162ZM161 110V111H162ZM259 110V111H258ZM12 111H13V113H12ZM150 111V110H149ZM152 111V110H151ZM214 111V112H213ZM230 111V112H229ZM251 111V112H250ZM253 111V112H252ZM260 111H262V112H260ZM11 112V113H10ZM47 112H50L49 114H47ZM163 112V111H162ZM161 112V113H162ZM232 112V113H231ZM160 113V112H159ZM168 113H169V111H168ZM169 113V114H170ZM224 113V114H223ZM227 113L229 114H234L233 116L234 117H232V118H229L228 116H227ZM245 113V114H246ZM260 113V114H259ZM44 114H46V115H44ZM152 114V113H151ZM150 114V115H151ZM169 114H167V116L168 117H171V115H169ZM212 114H213V116H212ZM239 114H240V116H239ZM257 114V115H256ZM218 115V116H217ZM222 115H226V116H223V119H222ZM236 115V116H235ZM218 117V119H217V117ZM262 116V117H261ZM7 117V118H6ZM9 117H10V119H9ZM12 117V118H11ZM155 117V118H154ZM160 117V114H157V115H153V116H151L150 117V122L149 121H147V122H149V124L150 123H154L156 120H158V118ZM168 117L166 118V119H168ZM171 117V118H172ZM214 117V118H213ZM224 117H226V118H224ZM230 117H231V115H230ZM236 117V118H235ZM161 118V117H160ZM220 118L222 119V120H220ZM235 118V119H234ZM216 119V120H215ZM225 119H226V121H225ZM229 119H230V123H228V121H229ZM234 119V120H233ZM154 120V121H153ZM219 120L221 121V123L219 122ZM233 120V121H232ZM260 120H258L257 122L258 123H255V124H259V125H261L262 123H264V121H262V123L260 124ZM3 121V122H2ZM217 122L218 121V123H220V125H217L218 123H215V122ZM227 124H224V122ZM7 122V123H6ZM231 122H233L232 124H233V126L232 127H230L231 126ZM212 123H215L214 125L212 124ZM223 123V124H222ZM210 124H212V126L210 125ZM2 125V126H1ZM5 125V126H6ZM8 125H7V127H8ZM215 125H216V127H215ZM222 125V126H221ZM224 125H226V126H224ZM230 125V126H229ZM263 126V128H264V124H262ZM224 126V127H223ZM228 126V127H227ZM255 127H258V125H254ZM253 126V127H254ZM206 127V128H205ZM213 127V128H212ZM219 127L221 128V129H219ZM222 127H223V129H222ZM241 129H240V128ZM208 128V129H207ZM212 130H210V129ZM215 128V129H214ZM218 128V130H216ZM229 128H231V130L232 131H229L230 129ZM233 128V129H232ZM236 128V129H237ZM205 129V130H204ZM0 130H1V128H0ZM208 130V131H207ZM223 130H224V133H225V130H226V133L227 132H231L230 134L228 133V134H226V135H224L223 134ZM11 131V133H12V131H13V135H14V132L16 133L17 132V130H15V129H13L12 130V127H11V129L9 130V132ZM44 133H43V132ZM46 130H42L41 129V132L40 133H43L40 137H41V139L44 137L43 135L45 134V139H47V137H48V135H49V131H50V129L48 128V133H47V131L45 132ZM144 131V132H143ZM142 132H141V134L140 133H136L137 135H136V137H138V138H134V135H132L131 136V140L132 141H134V142H132V144L134 145H136V143H137V145L135 146H133L132 144L129 146V147H127V148H129L128 150H127V148H125L127 151L125 152V150H124V153L123 152H121L122 154H124L123 155V157H125V159H127V161L129 162V163H131L132 161L131 160H133L134 162H133V164H135V165H133L132 166V163H131V165L129 164V166L127 165V162L125 161V160H123L124 158L123 157H121L120 158V154L119 153H117L116 151H114V149H112L113 151H111V150H109L110 151V153H109V155H108V157L109 156H111V158L109 157V160H108V162L110 161L111 162V160H112V163H114L115 161L117 162V163H119V161H122L123 160V163H125L124 165L125 166H123V164H117V165H119V166H117V168H119L120 169V165H122L121 167L124 169V168H126V170H132V169H129V167L131 166V167H137V170H136V168L134 167L133 168V170L132 171H134V169H135V171H134V174H135V172H137L136 174H135V176H134V178L135 179H137V180H135L134 181V186H136V184L135 183H137V186L136 187H138L139 188V186L141 187V185L140 184H142V186L143 185H145L144 183L148 180V178H147V176H149L148 175V173H146L148 170L145 168V166L147 165L148 166V161L150 162V164H151V162H152V160L154 159V157H160V159H159V157L157 158V159H159L160 161H162V160H164L163 161V163L165 162V158L167 157V156H169V157H172V160L174 159V160H179L180 158H183V157H185L186 155H188L187 154V152L189 153V149H187L188 148V146L185 144V140H184V142H183V140H182V138L181 137H184V136H180V134L178 133V132H176L175 130H171V131H175V132H171V133H169V134H172L173 135V138H172V135H170L171 137V139L170 138H168V139H170V141L166 138V139H163V138H165V136L163 137L162 136V134H155L154 133V135H153V132H152V130L150 129H145V130H143ZM56 132H57V130L55 129V131L54 130H52L50 133H52V135H56ZM150 132V133H149ZM210 132V133H209ZM263 132H264V130H263ZM2 132L0 131V136L2 137H0V144L1 145H3V143L6 141V137L4 138V135H2L1 134ZM173 133H175V135H177V136H179L177 139H176V137L177 136H175ZM204 133H205V135H204ZM207 133V134H206ZM217 133V134H216ZM219 133V134H218ZM47 134V135H46ZM57 134H58V132H57ZM144 134H145V136H144ZM235 134V135H234ZM17 135V134H16ZM101 135H104V134H101ZM143 135V136H142ZM158 137H157V136ZM210 135V136H209ZM47 136V137H46ZM50 136V135H49ZM139 136H142V137H139ZM154 136H155V138H154ZM161 136V137H160ZM220 136L222 137V138H220ZM230 136H232V137H230ZM40 137H39V139H40ZM169 137V136H168ZM210 137V138H209ZM228 137V138H227ZM230 137V138H229ZM154 138V139H153ZM207 138V139H206ZM212 138V139H211ZM217 138V139H216ZM218 138H220V140L218 139ZM260 139H262V141H263V139H264V137H259ZM138 139V140H137ZM143 139V140H142ZM157 139V140H156ZM160 139V140H159ZM179 139V140H178ZM181 139V140H180ZM205 139V140H204ZM224 139V140H223ZM137 140V141H136ZM140 140V141H139ZM146 142H145V141ZM156 140V141H155ZM165 140V141H164ZM166 140L168 141V142H170V144L169 143H167L166 142ZM176 140V141H175ZM139 141V142H138ZM144 141V142H143ZM149 141V142H148ZM173 141V142H172ZM179 141V142H178ZM200 141V140H199ZM202 141V139H201V144H204L205 142H203ZM217 141V142H216ZM219 141H221L220 143H218ZM142 142V143H141ZM151 142V143H150ZM160 142V143H159ZM243 142L245 143V141L243 140ZM243 142H239V144H242ZM21 143V142H20ZM159 143V144H158ZM169 144V145H167V146H165V144ZM139 144V145H138ZM146 144H148L150 147L153 145V149H149L150 147L148 146V145H146ZM151 144V145H150ZM162 144V146H160ZM164 144V145H163ZM174 144V145H173ZM185 146H184V145ZM206 144V143H205ZM204 144V145H205ZM0 145V146H1ZM141 145V146H140ZM144 145V146H143ZM157 145V146H156ZM171 145H173V146H171ZM184 147H183V146ZM133 146V147H132ZM140 146V147H139ZM146 146V147H145ZM163 146H165V147H163ZM134 147L136 148V149H134ZM142 147V148H141ZM172 147V148H171ZM177 147V148H176ZM183 147V148H182ZM200 147H202V145L200 146ZM7 148V149H6ZM144 148H147V149H144ZM162 150H161V149ZM179 148H182V149H180V151L181 150H183L184 152H180L179 151ZM3 149H5V150H3ZM131 149V151H129ZM133 149H134V151H133ZM139 149V150H138ZM142 149V150H141ZM160 149V150H159ZM168 149V150H167ZM176 149V150H175ZM178 149V150H177ZM187 151H186V150ZM7 150V151H6ZM19 150V149H18ZM68 150V151H67ZM70 150H72V149H65L64 151H63V154L64 155H66V157H67V159L68 158H70L69 156H73V151L71 152ZM164 150V151H163ZM165 150H166V152H168V153H166L165 152ZM4 151H6V152H4ZM69 152V153H67V152ZM141 151V152H140ZM161 151V152H160ZM163 151V152H162ZM179 151V152H178ZM186 151V152H185ZM198 151H200V148H199V150ZM196 152V154L194 155V158H196V159H198L199 161H198V163H197V166L195 167L196 168V171H198L199 169H197V168H200L199 166H201V167H203L204 166V168H200V169H203V170H205V168L207 167V165H206V163L204 164V159H205V157L203 156V155H201V157H199V152ZM3 152H4V154H3ZM10 152L11 151H9V148L8 147H5L4 148V146L0 149V163L1 162H3V164L5 163V164H8V162H11L12 160H10L9 161V159L11 158L10 157V155H7V154H10ZM16 153L15 154H17V155H23V154H21V153H24V152H21L20 151V153L18 152V151H15ZM112 152V153H111ZM115 152V153H114ZM127 152H128V154H127ZM131 152V153H130ZM134 154H133V153ZM138 153L137 155H136V153ZM150 152V153H149ZM154 152V153H153ZM155 152H156V154H155ZM157 152H158V154H157ZM19 153V154H18ZM114 153V155H112ZM117 153V154H116ZM139 153H141V154H139ZM146 153V154H145ZM166 154V157L164 156L165 154ZM171 153L173 154V153H175V154H173V155H171ZM177 153V154H176ZM183 155H182V154ZM1 154H3L4 155V157H3V155H1ZM126 154V155H125ZM147 154H149L148 156L150 157V158H148V156H146ZM154 154V155H153ZM162 154H164L163 156H162ZM169 154V155H168ZM180 154V155H179ZM184 154H185V156H184ZM116 155H117V157H116ZM142 155L144 156V157H142ZM150 155H152V156H150ZM157 155V156H156ZM161 155V156H160ZM112 156H114L113 158H115V159H112ZM129 156V157H128ZM134 156V157H133ZM138 156V157H137ZM179 156H180V158H179ZM196 156V157H195ZM222 156H226L225 155V153L223 152V154H222ZM6 157V160H8V161H6V160H3V158H5ZM136 157V158H135ZM140 157V158H139ZM142 157V158H141ZM162 157V158H161ZM198 157V158H197ZM2 158V159H1ZM123 158V159H122ZM129 158V159H128ZM130 158H131V160H130ZM168 158V157H167ZM194 158H192V159H190V160H193V162H194ZM232 158L234 159V158H236V160L234 159V160H232ZM231 158V160L229 159V160H227V162L225 163V161H221V165H219V169L218 168H216V169H214L213 170V172L211 173V175H213V176H211L212 178H211V182H213V184H215V187H217L218 188V186L219 187H227V184H228V186H229V184L230 185H233V186H235V183L234 182H236V185H238V184H241L242 185V183H243V185H244V188L242 187V186H240V185H238V187L236 186V188L238 189V190H241L242 188H243V190H241L242 191V193H243V191H245L244 193V195H245V198H246V195L248 196L246 199H247V201H248V205L246 206L247 208H249V209H247L246 208V211H248V212H246V211H244L245 213H250V212H256V213H258V214H260V215H258L259 216V218L261 217V216H263L264 214V187L262 186V184L261 183H263L264 184V180H263V176H264V172H263V176L261 175V173L262 172H260V174H257L258 173V171H260L259 169H258V171H256V172H254L253 170L254 169H256L257 167H255V166H251V165H249V166H245V163L240 159V160H238L237 159V157H232ZM74 159V160H73ZM77 159V158H76ZM119 159V160H118ZM121 159V160H120ZM136 161H135V160ZM141 159V160H140ZM152 159V160H151ZM201 159V160H200ZM2 160V161H1ZM70 160H73V162L77 165V163L78 162H80V163H78V167L76 166V168H78V169H83L84 168V166H86L85 165V163L81 160V159H77V160H75V158H72V159H70ZM79 160V161H78ZM106 160V161H107ZM148 160V161H147ZM181 160V164H182V162H183V166L185 165V167H183L182 165H179V167L177 168V169H180V171H183L185 168H187L189 165H190V162H192V161H190V160H188V159H184L183 161H182V159H180ZM76 161H77V163H76ZM137 161H139V162H137ZM141 161H144L143 162V164L141 163ZM233 161V162H232ZM7 162V163H6ZM145 162H146V164H145ZM193 162H192V164H193ZM225 164H224V163ZM237 162H239V163H237ZM136 163L137 164H139V165H137L136 166ZM153 163V162H152ZM224 165H223V164ZM230 164V165H227L226 166V164ZM233 163V164H232ZM237 163V164H236ZM244 163V164H243ZM4 164V165H5ZM82 164V165H81ZM140 164H142V165H140ZM191 164V165H192ZM203 164V165H202ZM243 166H242V165ZM0 165H2V164H0ZM187 165V166H186ZM199 165V166H198ZM222 165H223V167H222ZM82 166V167H81ZM91 166V165H90ZM90 166H89V168H90ZM128 166V167H127ZM181 166V167H180ZM225 166V167H224ZM229 166V169H228V171L226 170V168ZM182 167H183V169H182ZM208 167H209V164H208ZM235 167V168H234ZM252 167V168H251ZM120 169L121 171L123 170V169ZM128 168V169H127ZM144 170H143V169ZM222 168V169H221ZM246 168V169H245ZM4 169H6V168H4ZM8 169V168H7ZM80 169V170H81ZM142 169V170H141ZM182 169V170H181ZM189 168H187V170H184L185 171V173L187 172L188 173V171L190 172L191 171V169H189ZM209 169V168H208ZM231 169V170H230ZM233 169V170H232ZM249 169H251V170H249ZM145 170H147V171H145ZM202 170V171H203ZM209 170H212L211 168L209 169ZM222 171V172H220V171ZM231 172H230V171ZM234 170H235V173H234ZM248 170V171H247ZM120 171V172H121ZM131 171V172H132ZM180 171H178V173L180 172ZM217 171V174L215 173V172ZM219 171V172H218ZM246 171V172H245ZM143 172V173H142ZM149 172V171H148ZM193 172H195V170H193ZM225 172V175L223 174ZM229 173V175L231 176V175H233L232 177H230L229 175H228V178H230V180L229 179H227V181H225L226 180V177H227V174ZM249 172V173H248ZM182 174H178V175H176L175 176V178L178 180V179H181V177L183 176V174H184V172H181ZM196 173V172H195ZM227 173V174H226ZM230 173H232V174H230ZM241 173V175H239ZM247 173V174H246ZM253 175H252V174ZM122 175H123V173H121ZM141 174V175H140ZM145 176H144V175ZM220 174V175H219ZM225 176H223V175ZM245 174V175H244ZM257 174V175H256ZM181 175V176H180ZM185 175V174H184ZM218 176L219 178H220V176H221V178H220V181H219V179H218V177H214V176ZM238 175V176H237ZM235 176V177H234ZM241 178H240V177ZM245 176V177H244ZM246 176H247V178H246ZM250 176V177H249ZM253 176V177H252ZM256 176V177H255ZM261 176V177H260ZM84 177H86V176H83V179H82V181L83 182H81L80 181V184L81 183H87L86 181H85V178ZM238 177V178H237ZM242 177H244L243 179H242ZM254 179V181H253V179ZM263 177V178H262ZM89 178V176L87 175V177H86V180L88 181V182H90V180H92L91 178L90 179H88ZM133 178V179H134ZM141 178V179H140ZM143 178H145L146 179V181H143L144 179ZM225 178V179H224ZM232 178V179H231ZM236 178V179H235ZM245 178H246V180H245ZM252 180H251V179ZM257 178V179H256ZM259 178V179H258ZM217 179V180H216ZM223 179V180H222ZM234 179V180H233ZM250 179V180H249ZM110 180H112V178L110 179ZM215 180H216V182H215ZM244 180V181H243ZM247 180H249V181H247ZM257 180H259V182H256ZM180 181V180H179ZM219 181V182H218ZM240 181V182H239ZM241 181H242V183H241ZM245 181H247V182H245ZM262 181V182H261ZM111 182H113L114 183V180L113 181H111ZM210 182V183H211ZM223 182V183H222ZM254 182V183H253ZM113 183H111V184H113ZM139 183V184H138ZM148 183H150V182H148ZM147 183V184H148ZM221 183H222V185H221ZM238 183V184H237ZM255 183H257V186H255L256 184ZM212 184V183H211ZM218 184V186H216ZM260 184V186H262V188L259 186V188H258V185ZM149 185V184H148ZM248 185H249V187H248ZM252 185V186H251ZM254 185V186H253ZM80 185H78V187H79ZM214 186V185H213ZM245 186H246V188H245ZM239 187H241V189L239 188ZM255 187V188H254ZM254 190V191H252V189ZM248 189V190H247ZM259 189V190H258ZM250 191V192H249ZM257 191V192H256ZM262 191V192H261ZM185 192H186V190H185ZM139 193V192H138ZM141 193V194H140ZM139 194H137V197H136V205H139L137 202H140V204L142 203V205H146L145 204V202L146 203H149V202H147L148 200H149V196H146L147 195V193H144L143 194V192L141 191ZM240 193V192H239ZM257 195V193L259 194V195H257V198L255 197V196H252V195ZM146 194V195H145ZM140 196V198H139V196ZM240 195V194H239ZM250 195V196H249ZM141 196H143V197H141ZM236 196L237 197H239L238 195H237V193H236ZM262 196V197H261ZM203 197H207L206 195H204V196H202V198ZM242 197V196H241ZM252 197L254 198L253 200H252ZM138 198V199H137ZM252 200V201H250V199ZM256 198V199H255ZM260 198V199H259ZM141 199V200H140ZM142 199L144 200V202L142 201ZM148 199V200H147ZM218 199V198H217ZM216 198H215V200L213 199V202H212V200H211V203H212V205H211V208H213L214 210H217V211H214V210H211V211H213V212H218V216L219 217H221V218H219L218 216H215V214H214V216L212 215L213 214V212H211V215H210V217H209V219L207 220V219H205L208 223L210 222L211 224V226L210 227H220V226H228V224L230 225V226H232V227H235L239 232H240V230H241V232L240 233H242L243 234V232H242V230L245 232V229L246 228H244L243 226H244V224H240V223H242V221L241 222H239V220L237 221V219H231V221H230V219H228L227 218V220L225 219V217L227 216H225L224 217V215H225V213H227L228 211L225 209V207L227 206L225 203V198H219L220 200H222L223 201V204L221 203V201H220V203H219V201L217 200ZM246 199H245V201H246ZM259 199V200H258ZM58 200H60V199H57V200H54V203H55V206H59L60 207V205H61V203L59 204V203H56V202H61V200L60 201H58ZM217 200V201H216ZM260 200H261V202H260ZM215 201V202H214ZM246 201V202H247ZM216 202H218V205H217V209H216V205L215 204H217ZM225 202V203H224ZM250 202V203H249ZM255 202V203H254ZM260 202V203H259ZM53 203V204H54ZM252 203V204H251ZM59 204V205H58ZM154 204H155V206H158L157 204V202H155L154 201V203H153V207H154ZM257 204V205H256ZM220 205V206H219ZM226 205V206H225ZM262 205V206H261ZM140 206V205H139ZM214 206V207H213ZM257 206V207H256ZM226 208H228V206L226 207ZM258 208V209H257ZM159 209V210H158ZM219 209H221V211L219 210ZM222 210H225V211H222ZM250 210H252V211H250ZM259 210H261V211H259ZM160 211V206L159 207H157V212H159ZM219 211H220V213H219ZM263 211V212H262ZM156 212V210H154V213ZM176 212H178L179 213V211H176ZM222 212V213H221ZM224 212V213H223ZM260 212V213H259ZM178 213H174V216H175V218H174V220L172 219L171 221H170V224H169V222H168V226H170L171 225V227H173V225H174V221H176L177 222V220L176 219H178V215H180V213L178 214ZM244 213V214H245ZM178 214V215H177ZM221 214V215H220ZM228 214V213H227ZM263 214V215H262ZM217 215V214H216ZM222 215H223V217H222ZM212 216V217H211ZM184 217V216H183ZM183 217H181V218H183ZM215 217V218H214ZM264 217V216H263ZM184 218H186V217H184ZM181 219V222L182 221H184L185 219ZM210 218H211V220H210ZM216 218H218V219H216ZM224 219L223 220V222L225 223V221H226V223L224 224L223 222L221 223L220 221H221V219ZM262 218V217H261ZM239 219V218H238ZM246 219H248V218H246ZM203 220V223L205 224V221H204V219H202ZM210 220V221H209ZM213 220V221H212ZM217 221L216 222V224H215V221ZM236 220V221H235ZM229 221H230V223H229ZM245 222H246V220H244ZM251 220H247V222L246 223H248V222H250ZM175 222V223H176ZM185 222V221H184ZM206 222V225L208 224ZM213 222V223H212ZM220 222V223H219ZM235 222H237V223H235ZM239 222V223H238ZM253 222V221H252ZM218 223V224H217ZM173 224V225H172ZM219 224H220V226H219ZM233 224V225H232ZM237 224V225H236ZM240 224V225H239ZM216 225V226H215ZM208 226H209V224H208ZM241 226V227H243V228H241L240 227V229H238L239 227ZM238 227V228H237ZM225 237H226V235H225ZM262 244H264V242H262ZM263 246V245H262ZM262 249H263V252H264V246L262 247ZM246 260H244V259H242V260H239L238 262H237V264H242V263H247L248 261H249V258H245ZM231 261L232 260H230V262L229 263H231ZM233 262V261H232ZM236 262V261H235Z\"/></svg>",
    "mask_w": 264,
    "mask_h": 264
},
{
    "label": "water",
    "instance_id": "95a60500",
    "mask_svg": "<svg viewBox=\"0 0 264 264\" xmlns=\"http://www.w3.org/2000/svg\"><path fill=\"white\" fill-rule=\"evenodd\" d=\"M117 0H108L102 6H100L96 11H94L87 19L82 21L77 27H75L68 35L67 39L61 41L55 45L54 48L47 51L43 56L37 59L29 68L25 69L22 75L18 79L11 81L7 85L0 87V101L7 97L16 87H18L21 82L30 77V75L36 71L45 61L54 55L58 50L63 48L66 43L77 36L82 30H84L91 22L98 18L106 9L112 6ZM58 35V30L56 28L50 29L46 36L48 39H53Z\"/></svg>",
    "mask_w": 264,
    "mask_h": 264
}]
</instances>
